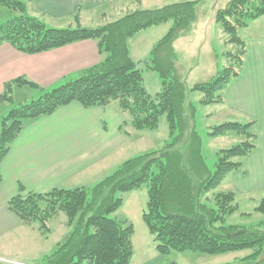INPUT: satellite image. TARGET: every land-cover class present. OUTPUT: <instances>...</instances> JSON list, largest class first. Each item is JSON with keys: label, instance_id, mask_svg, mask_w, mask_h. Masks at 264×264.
<instances>
[{"label": "trees", "instance_id": "obj_1", "mask_svg": "<svg viewBox=\"0 0 264 264\" xmlns=\"http://www.w3.org/2000/svg\"><path fill=\"white\" fill-rule=\"evenodd\" d=\"M199 3L184 0L157 8H138L96 26L81 25L77 11L71 17L76 26L61 28L47 26L39 17L27 14L23 0H0V6L17 12L0 23V43L35 54L91 39L102 55L98 63L82 69L76 78L43 91L36 99L14 105L1 118L0 165L27 120L49 115L73 102L84 108L113 104L127 116L125 124L135 130L156 128L163 114L168 126L169 140L162 148L123 160L91 186L35 192L17 184L7 207L20 223L32 225L39 221L40 228L48 231L51 218L59 213L66 216L67 233L34 264H129L134 227L109 214L123 203L118 193L142 185L147 188L142 220L160 254L193 251L214 255L247 249L244 256L223 264H264V220L251 226L225 224L226 216L238 210V194L232 188L217 191L255 148L257 121L225 120L211 127V138L230 132L242 137L239 143L217 151L211 172L195 127L196 106L190 99V93L198 91L203 105L224 102L228 85L245 65L247 49L239 29L264 16V0H228L215 11L214 22L226 34L231 48L224 52L225 64L215 75L189 87L179 74L174 42L193 31ZM169 21V29L144 61L160 79V90L151 95L144 84L143 70L137 67L142 61L131 58L128 40L143 29ZM24 84L37 87L23 77L15 78L4 84L0 101L12 102L13 86ZM255 210L264 214V192L259 194Z\"/></svg>", "mask_w": 264, "mask_h": 264}, {"label": "crops", "instance_id": "obj_2", "mask_svg": "<svg viewBox=\"0 0 264 264\" xmlns=\"http://www.w3.org/2000/svg\"><path fill=\"white\" fill-rule=\"evenodd\" d=\"M23 1L30 15L38 14L59 21L71 20L79 11L81 25L96 26L100 25L95 22L97 18H105L107 11L121 10L126 5L135 10L184 0ZM89 20L93 23L83 24ZM242 29L240 36L247 49L245 65L239 76L228 85L225 100L219 104L224 107V120H235L236 117L255 119L257 139L255 148L244 158L242 166L227 176V179L230 177L227 184H231L238 196H259L264 192V16L250 21ZM183 37L186 36L177 40ZM101 59L96 42L91 39L35 54L20 52L9 43L2 42L0 93L6 82L23 77L37 87L15 85L12 93L27 90L32 91L30 94L40 95L76 78L82 69ZM126 121L127 116L113 104L84 108L76 102L59 107L49 115L27 120L0 165V236L10 233L20 223L7 207V201L17 192L19 182L27 190L35 192H45L64 183L73 185L75 183L71 181L74 179L83 184L91 165L124 149L128 137L123 130Z\"/></svg>", "mask_w": 264, "mask_h": 264}, {"label": "rangeland", "instance_id": "obj_3", "mask_svg": "<svg viewBox=\"0 0 264 264\" xmlns=\"http://www.w3.org/2000/svg\"><path fill=\"white\" fill-rule=\"evenodd\" d=\"M227 2L228 0H201L199 17L193 31L175 42L179 74L186 78L189 87L198 81L209 80L225 64L224 52L230 50L231 46L227 44V36L219 24L214 22V13L217 9L223 8ZM126 6L121 7V10L107 11V17L97 18L95 22L103 24L133 11V8H130L129 5ZM16 14L17 12L0 6V23ZM33 15L43 20L47 26L61 28L76 26L74 19L58 21L38 14ZM92 21H83V24L93 23ZM170 25L171 21L150 26L139 31L128 40L130 56L134 61H142L138 63L137 67L144 71V83L151 95L160 90V80L155 71L147 68L144 61L148 60L151 48L165 35ZM243 30L239 29L238 33L241 34ZM31 92L27 90L13 92L12 102L0 103V120L14 105L29 102L39 96L38 94H30ZM200 97L201 93L198 91L190 93V99L196 106L195 127L201 136L202 154L207 167L212 172L217 151L239 143L242 137L235 132H230L227 137L211 138L208 135L211 127L225 121L224 107L219 103L203 105L199 103ZM245 119L236 117L233 121H244ZM123 128L128 133V137L127 144L122 151L110 154L106 159L91 165L92 167L89 169L86 178L82 180L83 184L74 179L71 182L75 184L67 186L64 183L59 188L91 186L110 174L123 160L141 153L158 150L169 140L168 126L164 114L161 115L159 124L154 129L135 130L130 124H125ZM227 180H230V177L222 182L217 191L232 187L231 184H227ZM117 195L122 197L123 203L119 209L109 214V216L120 221L131 222L134 227L132 237L133 256L129 264H169L171 262L177 264H223L232 262L236 257L244 256L249 252L246 249L214 255L193 251H171L168 254H160L155 248L156 242L153 236L148 232L142 220V213L145 211L147 203L146 186L142 185L138 189L118 193ZM237 203L238 210L226 216L225 224L251 226L264 220V214L255 210L258 204V196L239 195ZM48 226L49 230L43 231L40 228L39 221H35L32 225L17 223L13 230H10V233L1 235L0 264H7L6 261L34 264L39 257L51 252L56 243L62 240L68 231L66 216L59 213L48 221Z\"/></svg>", "mask_w": 264, "mask_h": 264}, {"label": "built area", "instance_id": "obj_4", "mask_svg": "<svg viewBox=\"0 0 264 264\" xmlns=\"http://www.w3.org/2000/svg\"><path fill=\"white\" fill-rule=\"evenodd\" d=\"M8 263H11V264H23V263H17V262H13V261H6Z\"/></svg>", "mask_w": 264, "mask_h": 264}]
</instances>
